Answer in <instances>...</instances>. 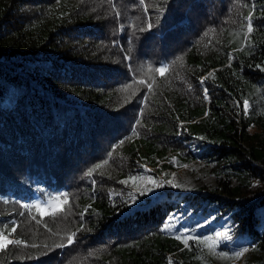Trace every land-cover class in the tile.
I'll return each instance as SVG.
<instances>
[{"label":"trees","instance_id":"1","mask_svg":"<svg viewBox=\"0 0 264 264\" xmlns=\"http://www.w3.org/2000/svg\"><path fill=\"white\" fill-rule=\"evenodd\" d=\"M136 136L215 180L152 196ZM5 226L0 264H264V0H0Z\"/></svg>","mask_w":264,"mask_h":264},{"label":"rangeland","instance_id":"2","mask_svg":"<svg viewBox=\"0 0 264 264\" xmlns=\"http://www.w3.org/2000/svg\"><path fill=\"white\" fill-rule=\"evenodd\" d=\"M134 147L141 151L146 162V174L143 177V182L149 183V185L143 190L148 192L152 186V196L157 195L158 198L168 196L167 192L162 190V187L167 185L168 179L180 184L182 187H195L209 184L215 180V173L208 169L198 151L195 152L196 158L188 161L177 150L162 149L150 140L139 136L134 138ZM157 184L162 186L157 187ZM139 188L140 186L135 190ZM59 195L57 194V196ZM33 203L47 205L48 212H50L56 208L57 203L62 205V200L58 202L50 200V198L36 196ZM9 239H13V237H9Z\"/></svg>","mask_w":264,"mask_h":264},{"label":"snow or ice","instance_id":"3","mask_svg":"<svg viewBox=\"0 0 264 264\" xmlns=\"http://www.w3.org/2000/svg\"><path fill=\"white\" fill-rule=\"evenodd\" d=\"M141 2L143 3V0H141ZM116 15L119 16L120 13L117 12ZM151 27H152V25H151V23H149L148 24V30H150ZM144 30L145 29L143 27H141L139 29V31H144ZM252 31H253V27H252L251 23L249 22V24H248V32L251 33ZM124 58L126 60H131V56L130 55H126ZM168 70L169 69H168L167 66H160V67L154 69V71L159 73V75L161 77H164ZM204 79L205 78H201V83H203ZM148 87H149V90H151V85L150 84L148 85ZM204 92H205V98H207V89H205ZM237 106L239 107L240 105L238 104ZM248 109H249V104H248L247 101H245L244 104H243V109L242 110L244 111L245 114H247ZM201 139H203V137H201ZM97 167H99V165H97ZM91 174H92L91 171L87 173V175H91ZM121 182L124 183V181H121ZM160 186H162V185L157 184V187H160ZM173 186H176V185H173ZM131 199L133 200V203H135V198L132 197ZM50 200H55V201H58V202L63 200V201L66 202L67 201V195L66 194H60L59 196L51 197ZM22 207L27 209L28 205H22ZM33 207L39 212V214L41 216L48 215L47 205H39V204H37V205H33ZM53 211H62L60 203L56 204V208L53 209ZM173 228H175V225L172 224L171 221H168V222H166V224L162 228V231H169V230H172ZM16 230H17V227H16L15 223H13L12 226H11V233H15ZM6 231H7V226H5V230L4 231H0V250L7 249L9 245H19V244H21V241L18 240V239L17 240L9 239V234L10 233L9 234H5ZM189 231H190L189 229H184L183 233L178 234L176 238L177 239H181L182 241L185 242V244H187L188 240H193L194 239L193 237L187 235V233ZM74 235L75 234L73 233L72 235H70L68 237V239H67L68 243H72L73 242L72 237ZM215 237L217 238V243L219 242V238L231 239V237L225 232H217L215 234ZM205 239L209 240V239H213V238L208 237V238H205ZM246 251H247V249H243L242 251H238L236 253V255L240 256V255H242L243 252H246ZM169 264H172V262L170 261Z\"/></svg>","mask_w":264,"mask_h":264}]
</instances>
